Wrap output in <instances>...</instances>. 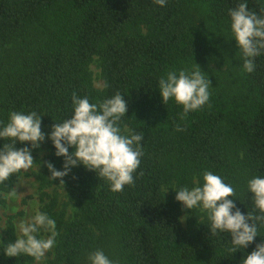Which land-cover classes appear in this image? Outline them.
<instances>
[{
    "label": "trees",
    "instance_id": "1",
    "mask_svg": "<svg viewBox=\"0 0 264 264\" xmlns=\"http://www.w3.org/2000/svg\"><path fill=\"white\" fill-rule=\"evenodd\" d=\"M238 2L167 0L160 7L155 0H0V120L7 122L10 111L43 112L48 133L72 114L73 93L100 103L119 91L128 104L122 126L144 137L135 182L122 192L82 165L63 185L50 179L46 165L37 174L42 189L62 185L76 207L71 219L54 201L44 209L56 220L58 264H88L96 250L116 264H240L253 250L255 243L233 253L231 236L211 235L198 209L189 211L184 227L172 188L192 187L212 171L232 184L242 212L259 214L247 182L264 175V55L252 73L243 70L229 32V9ZM247 3L264 14L258 0ZM95 56L106 81L102 90L89 70ZM196 63L211 82L210 100L181 120L182 106L162 103L155 85L169 70ZM48 149L49 161L61 169L64 158L54 155L51 141ZM20 177L11 176L0 192L16 188ZM258 228L256 243L264 239V224ZM15 235L10 222L3 243ZM31 262L5 257L0 246V264Z\"/></svg>",
    "mask_w": 264,
    "mask_h": 264
},
{
    "label": "clouds",
    "instance_id": "2",
    "mask_svg": "<svg viewBox=\"0 0 264 264\" xmlns=\"http://www.w3.org/2000/svg\"><path fill=\"white\" fill-rule=\"evenodd\" d=\"M264 4V0H258ZM164 7L167 0H155ZM264 13V9H261ZM230 39H234L243 54V70L252 73L255 59L264 55V14L248 8L247 0H240L237 6L229 9ZM196 65H198L196 63ZM200 66L169 70L162 75L155 87L159 90L162 103L174 101L182 106L180 119L190 112L199 111L210 100L211 82ZM128 111L124 94L117 91L100 103L90 102L87 96L72 95V114L53 124L51 130H42V116L38 111H10L7 122L0 120V186L13 175L28 172L33 168V151L50 140L56 157H63L61 169L52 162L46 164L51 180L67 176L73 167L82 165L94 171L98 177L109 182L110 190L122 192L126 185L134 184V173L140 167L144 155L143 134L135 129L122 126V118ZM54 120V119H53ZM176 131H183L177 124ZM9 141L4 143V141ZM17 143L23 145L17 147ZM71 149V151H69ZM175 199L191 213L199 210L206 215L211 235L228 233L233 253L248 248L255 243L253 250L241 256L240 264H264V239L256 243L259 224H264V175H254L247 182L257 215L247 210L242 212L236 205L235 189L218 174L204 171L202 182L192 187H172ZM167 190V189H166ZM165 190V192H166ZM232 197V199H229ZM18 192L15 187L0 192V199L15 201ZM36 206L34 215L22 219L18 224V234L14 241L3 243L5 257L28 256L33 264H47L46 253L57 242L59 232L56 220ZM247 208V207H246ZM186 217H180L183 221ZM44 234H47L46 236ZM88 264H116L103 250H96L87 257Z\"/></svg>",
    "mask_w": 264,
    "mask_h": 264
},
{
    "label": "rangeland",
    "instance_id": "3",
    "mask_svg": "<svg viewBox=\"0 0 264 264\" xmlns=\"http://www.w3.org/2000/svg\"><path fill=\"white\" fill-rule=\"evenodd\" d=\"M89 70L92 75V80L96 88L102 90L105 87L106 81L102 73L100 65V59L98 56L94 57L93 62L90 64ZM47 133V132H45ZM50 140H46L40 148L33 151V156L38 159L34 162L33 168L28 172H22L19 182L16 186L18 192V198L15 201H6L5 204L0 203V240H4L6 231L10 222H13L16 228V234H18V224L22 219H28L34 215V211L37 205L39 210L44 211L46 205L51 204L52 201L56 203V211H64L66 218H73L76 207L70 202L67 192L62 185H50L45 189L41 188V182L37 177L44 171L45 163L40 165V161L49 162L50 150L48 149V143ZM198 184L195 181L196 185ZM167 189V190H166ZM166 193H171V188H165ZM183 206V205H182ZM203 216L204 213L200 212ZM180 217H186L181 223L184 227L187 226L190 219V212L188 209H181ZM45 236L47 234H44ZM59 242V235L54 248L46 253L47 264H58L56 259V247ZM1 246V245H0ZM33 264V261L30 263Z\"/></svg>",
    "mask_w": 264,
    "mask_h": 264
}]
</instances>
